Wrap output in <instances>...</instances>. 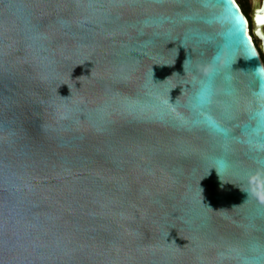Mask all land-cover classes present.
Returning a JSON list of instances; mask_svg holds the SVG:
<instances>
[{
	"label": "water",
	"instance_id": "obj_1",
	"mask_svg": "<svg viewBox=\"0 0 264 264\" xmlns=\"http://www.w3.org/2000/svg\"><path fill=\"white\" fill-rule=\"evenodd\" d=\"M252 2L0 0V264H264Z\"/></svg>",
	"mask_w": 264,
	"mask_h": 264
},
{
	"label": "rangeland",
	"instance_id": "obj_2",
	"mask_svg": "<svg viewBox=\"0 0 264 264\" xmlns=\"http://www.w3.org/2000/svg\"><path fill=\"white\" fill-rule=\"evenodd\" d=\"M237 3L243 7V10L245 11V14L247 15V19H248V28H249V31H250V27H249V23L251 22V18H250V12H251V8H252V5H253V2L252 0H236ZM251 24V28H252V22L250 23ZM252 36V35H251ZM255 42L259 48V41H257L255 39ZM260 49V48H259ZM260 53L261 55L263 56L261 50H260ZM264 58V56H263ZM264 63V62H263Z\"/></svg>",
	"mask_w": 264,
	"mask_h": 264
},
{
	"label": "trees",
	"instance_id": "obj_3",
	"mask_svg": "<svg viewBox=\"0 0 264 264\" xmlns=\"http://www.w3.org/2000/svg\"><path fill=\"white\" fill-rule=\"evenodd\" d=\"M239 5V4H238ZM240 6V5H239ZM241 8H242V10H243V7L242 6H240ZM243 12H244V14H245V11L243 10ZM245 16H247L246 14H245ZM251 23V22H250ZM249 23V27H250V34L252 35V28H251V24ZM253 41H254V43H255V46L257 47V49H258V51H259V54H260V56H261V59H262V61L264 62V58H263V56L261 55V53H260V50H259V48H258V46H257V44H256V42H255V39L253 38Z\"/></svg>",
	"mask_w": 264,
	"mask_h": 264
},
{
	"label": "bare ground",
	"instance_id": "obj_4",
	"mask_svg": "<svg viewBox=\"0 0 264 264\" xmlns=\"http://www.w3.org/2000/svg\"><path fill=\"white\" fill-rule=\"evenodd\" d=\"M263 29H264V26H263ZM253 39V38H252ZM253 41V40H252Z\"/></svg>",
	"mask_w": 264,
	"mask_h": 264
},
{
	"label": "clouds",
	"instance_id": "obj_5",
	"mask_svg": "<svg viewBox=\"0 0 264 264\" xmlns=\"http://www.w3.org/2000/svg\"><path fill=\"white\" fill-rule=\"evenodd\" d=\"M235 2L237 3V1L235 0ZM238 4V3H237Z\"/></svg>",
	"mask_w": 264,
	"mask_h": 264
},
{
	"label": "flooded vegetation",
	"instance_id": "obj_6",
	"mask_svg": "<svg viewBox=\"0 0 264 264\" xmlns=\"http://www.w3.org/2000/svg\"><path fill=\"white\" fill-rule=\"evenodd\" d=\"M259 45V44H258Z\"/></svg>",
	"mask_w": 264,
	"mask_h": 264
},
{
	"label": "snow or ice",
	"instance_id": "obj_7",
	"mask_svg": "<svg viewBox=\"0 0 264 264\" xmlns=\"http://www.w3.org/2000/svg\"><path fill=\"white\" fill-rule=\"evenodd\" d=\"M251 54V53H250Z\"/></svg>",
	"mask_w": 264,
	"mask_h": 264
}]
</instances>
